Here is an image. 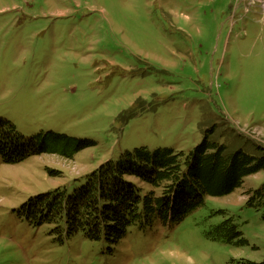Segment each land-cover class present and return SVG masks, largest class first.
Instances as JSON below:
<instances>
[{
	"label": "rangeland",
	"instance_id": "rangeland-1",
	"mask_svg": "<svg viewBox=\"0 0 264 264\" xmlns=\"http://www.w3.org/2000/svg\"><path fill=\"white\" fill-rule=\"evenodd\" d=\"M0 119L95 142L73 158L0 155V264L264 263V170L117 244L68 238L24 208L138 147L188 154L214 126L264 156V0H0ZM227 219L246 245L207 237Z\"/></svg>",
	"mask_w": 264,
	"mask_h": 264
},
{
	"label": "trees",
	"instance_id": "trees-1",
	"mask_svg": "<svg viewBox=\"0 0 264 264\" xmlns=\"http://www.w3.org/2000/svg\"><path fill=\"white\" fill-rule=\"evenodd\" d=\"M214 127L188 154L167 147L154 151L138 147L117 161L107 160L72 191L56 188L33 197L24 206L27 217L39 225H56V230L68 238L81 235L114 244L132 226L140 230L156 222L175 226L205 207L211 197L231 194L247 176L264 170V156L258 158L242 147L232 149L213 138ZM93 145V141L53 131L26 137L14 123L0 119V155L8 164L45 152L73 158ZM243 236L232 219L207 233L214 240H238L240 246L248 243Z\"/></svg>",
	"mask_w": 264,
	"mask_h": 264
}]
</instances>
